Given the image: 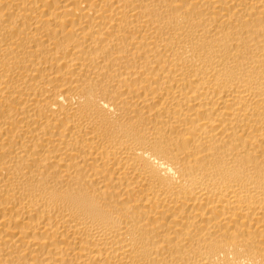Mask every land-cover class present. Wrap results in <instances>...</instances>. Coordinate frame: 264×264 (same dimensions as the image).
Here are the masks:
<instances>
[{"label": "bare ground", "instance_id": "bare-ground-1", "mask_svg": "<svg viewBox=\"0 0 264 264\" xmlns=\"http://www.w3.org/2000/svg\"><path fill=\"white\" fill-rule=\"evenodd\" d=\"M0 264H264V0H0Z\"/></svg>", "mask_w": 264, "mask_h": 264}]
</instances>
